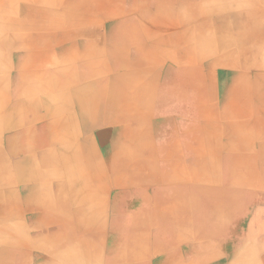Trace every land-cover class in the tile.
Returning a JSON list of instances; mask_svg holds the SVG:
<instances>
[{
	"label": "crops",
	"instance_id": "obj_1",
	"mask_svg": "<svg viewBox=\"0 0 264 264\" xmlns=\"http://www.w3.org/2000/svg\"><path fill=\"white\" fill-rule=\"evenodd\" d=\"M0 10V234L25 227L19 262L116 264L156 199L183 209L176 222L194 230L206 175L217 202L207 225H223L213 264H226L247 209H258L244 186L223 181L258 141L246 123L264 97V0H0ZM200 144L213 151L211 170H201ZM125 154L157 170L121 173ZM160 224L148 229L144 263L199 253L195 232L168 246L161 227L172 223ZM9 251L0 242V264Z\"/></svg>",
	"mask_w": 264,
	"mask_h": 264
},
{
	"label": "rangeland",
	"instance_id": "obj_2",
	"mask_svg": "<svg viewBox=\"0 0 264 264\" xmlns=\"http://www.w3.org/2000/svg\"><path fill=\"white\" fill-rule=\"evenodd\" d=\"M221 54H222L221 56H224L223 53H221ZM204 114L206 115L205 111H204ZM124 122L126 123L127 121H124ZM248 123L251 125L254 123L253 134H254V137L258 141L256 143L248 142V144L245 145V147H247L246 156L251 158V159H247V160L252 162V164L257 169L258 174L253 173L252 171L251 172L253 174H256L257 176L264 177V138L261 139V135H260V134L264 135V129L261 126L260 119L258 118V116L256 118H253L252 121H248ZM256 147H259L258 152L254 151V148H256ZM125 153H126V151H125ZM134 164L139 165L140 161H138V160L134 161ZM127 166H129V165H127ZM132 169H133V167H131V168L128 167L125 170L126 171L130 170L132 172L133 171ZM135 169H139V168L135 167ZM140 169H143V168H140ZM154 169H155V171L157 170L156 168H154ZM125 170L120 169V172L122 173ZM145 170L151 172V168H148ZM145 181H142L141 184H144ZM158 181H160V178L158 176V172H156V173L154 172L153 179H151V183L155 182L157 184ZM254 181H255L254 184L258 185L259 180L257 178H255ZM239 185L244 186L246 188L247 192H249V195L253 196L252 203L258 204V209L255 210V216H253V217H251L250 214L252 211V207H254V206L247 209V214L245 217L244 231H241V236H245V239H242L241 241H238V242H231L228 245V253L230 254V256L228 258L224 259L223 262H226V264H247L248 262H251L252 264H264V253H263L264 241L263 242H257V239L262 238V236L264 235V224L258 223L259 217L261 215H264V186L258 185L255 190H251L247 186L242 185V181L240 182ZM204 188L206 190H210V188H211L210 184L204 185ZM233 200H234V196H232V200H231L232 205L230 206V208L232 207V209H234V207L236 205L235 201H233ZM154 202H156V201L153 200V203ZM214 205H216V204H214ZM209 206H213V205L209 204ZM15 209L16 208L13 207V209L10 211H13V213H14ZM156 212L157 211H155V209H154L152 214H151V217H152L151 223L147 227L139 226L137 223V225L134 227V229L137 228V231L132 229V231L129 233L130 235H132V233H136L137 237L143 241L144 245H145V241H146L147 236H149V234H150V232H149L150 230L148 231V229L151 228L150 225L152 227L154 225H161L159 223V221L154 222V213H156ZM206 212H210L209 216H207V214H206V219L208 222L210 216L212 217L214 212H211L210 209H208ZM236 212L237 211L234 210L231 213V215H234ZM23 228H24V230H26L24 226H23ZM23 228H19V227L15 226L14 224H11V222H9L5 226V228H3L1 230L0 238H2V239L0 240V242L2 244H4L6 247H8V249L10 250L9 255L11 254L13 256L11 261L9 259L8 264H30L27 261L28 260L27 257H25L24 263L23 262L21 263V262H19L21 258L17 257L16 254H14L16 252L21 251L22 249L28 250V248H29L26 245V243L23 241V237H22V229ZM163 232H164L163 233L164 236L167 237L168 242H170L169 244H167L168 246H171L173 244L175 245L181 238L187 237L184 234V232H181V231H177V232L172 233L171 231H167V229H165V230H163ZM169 238H170V240H169ZM213 238H214V236L211 238H208L207 240L206 239H204L202 241L198 240V243L195 244V246H196L195 249L198 250L199 253H184L185 255L173 257L171 259V261L173 262V264H213L216 261V259L221 257V253H219V251H218L219 243L217 241H214ZM37 244H39V245L41 244L42 245L41 247H43V246L46 247L49 245L48 241H46V238L42 239L41 242H37ZM36 246L40 247L38 245H36ZM198 246H202V247L198 248ZM191 249H192V246L190 245L189 250H191ZM24 253H26V252H24ZM28 253H32L35 255V254H39L41 252L40 251H34V252L30 251ZM148 255H149V253L137 254V258H134L133 261H135V262L134 263L132 262V264H149L148 261L146 263H144L145 259H149ZM120 256H122V254ZM105 257H106V259L108 258L107 255ZM46 260H47L46 257H39L38 259H36L35 263L36 264H38V263L39 264L40 263L41 264H51V261L46 263ZM169 260H170V258H167L163 264H168ZM172 262H171V264H172ZM115 263L116 264H124L123 262H121L119 260H117ZM216 264H221V262H217Z\"/></svg>",
	"mask_w": 264,
	"mask_h": 264
},
{
	"label": "bare ground",
	"instance_id": "obj_3",
	"mask_svg": "<svg viewBox=\"0 0 264 264\" xmlns=\"http://www.w3.org/2000/svg\"><path fill=\"white\" fill-rule=\"evenodd\" d=\"M205 2L207 0H204ZM251 1V0H250ZM246 2V1H245ZM6 3V2H5ZM50 3V2H49ZM224 3V2H223ZM210 4V3H208ZM219 4V3H218ZM205 5V4H204ZM223 5V4H222ZM210 6V5H209ZM237 6V5H236ZM4 7V6H3ZM2 7V8H3ZM6 8V7H5ZM238 8V6H237ZM241 10V9H240ZM246 10V9H245ZM251 10V9H250ZM1 11V10H0ZM32 14V13H31ZM215 20V19H214ZM230 21V20H229ZM180 24V22H179ZM213 24V23H212ZM216 25V24H215ZM227 26V25H226ZM225 26V27H226ZM190 28V27H189ZM183 29V28H182ZM193 29V28H192ZM225 29V28H224ZM179 30V29H178ZM188 30V29H187ZM200 30V29H199ZM232 31V30H231ZM201 32V31H200ZM224 32V31H223ZM4 33V32H3ZM2 33V34H3ZM220 33V32H219ZM1 35V34H0ZM169 36V35H168ZM199 36V35H198ZM216 36V35H215ZM224 36V34L222 35ZM183 38V37H182ZM218 38V37H217ZM203 39V38H202ZM199 40V39H198ZM200 41V40H199ZM203 42V41H202ZM205 43V42H204ZM223 44V43H222ZM0 46H1V42H0ZM24 46V45H22ZM29 46V45H28ZM222 46V45H221ZM6 47V46H5ZM203 47V46H202ZM3 48V47H2ZM189 48V47H188ZM249 48V47H248ZM195 49V48H194ZM250 49V48H249ZM34 50V49H33ZM204 50V49H203ZM247 50V49H246ZM40 51V50H39ZM35 52V51H34ZM201 52V51H200ZM23 53V52H22ZM198 53V52H197ZM209 53V52H208ZM246 53V52H245ZM200 55V54H199ZM31 56V55H30ZM33 56V55H32ZM169 56V55H168ZM254 56V54H253ZM255 57V56H254ZM18 58V57H17ZM56 58V57H55ZM205 58V57H204ZM212 58V57H211ZM222 59V58H221ZM230 59V58H229ZM232 59V58H231ZM34 60V59H32ZM35 60H36V57H35ZM214 60V59H213ZM217 60V58H216ZM17 61V60H16ZM51 61V60H50ZM176 61V60H175ZM210 61V60H209ZM212 61V59H211ZM228 61V60H227ZM233 61V60H232ZM254 61V60H253ZM259 62V60H257ZM33 62V61H32ZM218 62H216L217 64ZM254 63V62H253ZM34 64V63H33ZM256 63H254L255 65ZM32 65V64H31ZM226 65V64H225ZM230 65V64H229ZM250 66V65H249ZM206 67V66H205ZM256 67H257V64H256ZM255 67V68H256ZM200 68V67H199ZM259 68V67H258ZM37 69V68H36ZM41 69V68H40ZM29 71V70H28ZM42 72V71H41ZM177 72V71H176ZM201 72V71H200ZM180 73V72H179ZM178 73V74H179ZM202 73V72H201ZM205 73V72H204ZM211 73V72H210ZM14 74V73H13ZM32 75V74H31ZM40 75V74H39ZM42 75V74H41ZM207 75V73H206ZM33 76V75H32ZM37 76V75H36ZM192 76V75H191ZM41 77V76H39ZM195 77V76H194ZM203 77V76H202ZM210 78V77H209ZM39 79V78H38ZM176 79V78H175ZM40 82V81H39ZM243 82V81H242ZM38 83V82H37ZM51 87V86H50ZM264 88V85L261 86ZM43 88V87H42ZM45 89V88H44ZM51 89V88H49ZM164 89V88H163ZM118 92V90H117ZM264 92V90H263ZM153 94V93H152ZM232 94V93H231ZM118 100V99H117ZM23 103V102H21ZM109 105H112V103H108V106ZM238 105V104H237ZM117 106V105H116ZM28 108V107H27ZM237 108V107H236ZM26 110V109H25ZM29 110V109H28ZM152 110V109H151ZM202 112V111H201ZM204 112V111H203ZM240 112V111H239ZM27 113V112H26ZM242 113V112H241ZM240 113V114H241ZM29 114V113H28ZM14 116V115H13ZM128 116L129 114L128 113H123L121 115H119V117H121L120 120H123V121H129L128 120ZM258 118L260 119V123H261V126L263 127L264 129V97H262V105H261V109L258 113ZM30 119V118H29ZM111 119V118H110ZM140 122V121H139ZM242 122V121H241ZM240 123V122H239ZM245 123V122H244ZM247 124V132H248V135L249 136H254L253 134V131H254V123L251 125L249 124L248 122L246 123ZM231 128V127H230ZM24 129V128H23ZM202 129V128H201ZM241 129V128H240ZM231 130V129H230ZM242 130V129H241ZM233 132V130H232ZM133 133V132H132ZM246 133V132H245ZM200 134V132H199ZM24 135V134H23ZM261 135V139L264 138V135L260 134ZM259 135V136H260ZM232 136V134H231ZM248 136V137H249ZM22 137V136H21ZM202 137V136H201ZM124 138V137H123ZM182 138V137H181ZM21 139H19L18 141H20ZM23 140V139H22ZM203 141V140H202ZM247 141V140H245ZM22 142V141H21ZM26 142V141H25ZM29 143V142H28ZM43 143V142H41ZM30 144V143H29ZM242 144V143H241ZM240 144V145H241ZM28 145V144H27ZM210 146V145H209ZM208 146V147H209ZM239 146V145H238ZM127 147H125V151L127 152ZM129 148H133V147H129ZM211 148V147H209ZM230 148V147H229ZM139 149V150H138ZM138 149L135 150V152L137 154H140L141 158H143L145 154V152L143 151V147H138ZM172 149V148H170ZM170 149H167L170 150ZM245 151L247 150V147L244 148ZM123 151H121L122 153ZM198 152V151H197ZM196 152V153H197ZM169 154V153H168ZM199 154L200 156L202 157H206V161H203L201 162V170L202 169H209L211 170V168L213 169V166H212V162L214 161H208V156H211L213 154V151L208 149L207 146H204V144H200V147H199ZM198 155V154H197ZM199 156V155H198ZM121 159L119 161L120 163V169H126V168H143V169H148V168H151L152 170V167L156 168L158 166H156V163L152 162V161H146V160H140V164L139 165H135L134 162L132 160H130L128 157L127 154H125V156L122 157V155L120 156ZM162 157V156H161ZM201 159V158H199ZM247 159H251L247 156H244V157H241V158H237V159H234L233 160V163H232V166L230 168V177L224 179L225 181H223V184L225 186H227L228 188H234L236 185L239 186L240 182L242 181V185H245L247 186L249 189L251 190H255L257 188L258 185H262L264 186V177H261V176H257L256 174H258L257 172V169L255 168V166L252 164L251 161L247 160ZM212 160V159H211ZM200 162V161H199ZM210 163V164H209ZM216 164V163H215ZM129 165V166H127ZM181 165V164H180ZM200 165V164H199ZM176 166V165H175ZM182 167V166H181ZM197 167V165H196ZM217 167V166H216ZM191 169V168H190ZM150 170V169H149ZM253 173H256V174H253ZM198 173V172H197ZM201 173V172H200ZM219 176V175H218ZM257 178L259 180V183L258 185H255L254 184V179ZM192 180H193V177H192ZM214 178L210 177V176H206V175H201L200 176V189H199V192H200V199H199V218H200V223L198 224L197 228H195L194 230H192V227L191 225L189 224V227H187V225H183L181 224L180 222H176V221H179V216L180 214L182 215V212L183 209H180L176 206H169L167 207V205L165 204V202L163 201V199H156L154 202V205L157 206L156 210L157 211L156 213H154V222H158L162 224L166 221H171V225H168V226H163V230L167 229V231H171L172 233L173 232H177V231H181V232H184V234L187 236V237H190V234H193V232L196 233V235L198 236L199 238V241H202L204 239H208V238H211L217 234H221V231H222V228H223V225L221 226L220 224L216 226L215 230H212L208 225H207V219H206V214L207 216H209L210 212H206L208 209H212L210 208L211 206L210 205H214L216 204V199L215 197H213V193L210 190H206L204 188V185H209L210 184V187L214 186L216 183H214ZM188 189V187H187ZM102 193V192H101ZM15 196V195H14ZM101 196V195H100ZM1 200V199H0ZM220 204V203H218ZM169 208V209H168ZM187 211V210H186ZM211 212H213L211 210ZM217 214V213H216ZM190 217V216H189ZM151 220H152V217H151ZM151 220L150 222H147L146 224L144 223H139L138 222V225L139 226H144V227H147L150 223H151ZM165 225V224H164ZM136 229V228H135ZM202 246H198V248H201ZM126 248L129 249L130 251H132L133 253H122V256H120L118 258L119 261L123 262L124 264H132V262L134 263L135 261L134 258H137V254L139 253H145L146 251V244L144 245L143 244V241L140 240L138 237H137V234L136 233H132V235H130V238L126 244ZM83 255V254H82ZM84 256V255H83ZM247 264H252L251 262H248Z\"/></svg>",
	"mask_w": 264,
	"mask_h": 264
}]
</instances>
